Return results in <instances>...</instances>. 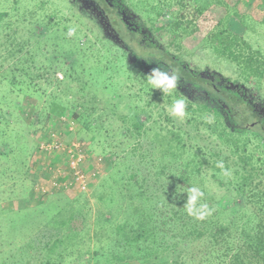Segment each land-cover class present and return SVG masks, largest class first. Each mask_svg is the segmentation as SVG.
<instances>
[{
  "label": "trees",
  "instance_id": "16d2710c",
  "mask_svg": "<svg viewBox=\"0 0 264 264\" xmlns=\"http://www.w3.org/2000/svg\"><path fill=\"white\" fill-rule=\"evenodd\" d=\"M83 1L77 2L80 13L81 5L87 8L91 2ZM99 1L105 9L112 10L108 2ZM125 1L110 0L114 9L126 12ZM259 1L257 6L261 10L264 0ZM93 3L98 4L97 0ZM161 3L168 11L158 4L159 7H153L156 15L172 16L174 28L188 35L203 31L218 11H225V16L217 19L213 29L206 33L203 43L217 56L235 64L237 81L241 84L236 82L234 89L231 81L213 83L202 79L181 56L151 43L150 37L144 43L136 42L137 34H130L123 21L112 18L117 32L131 36L133 40L128 41L140 45L142 54L138 61H145L152 69L157 65L164 71L175 72L178 80H182L177 81V94L180 98L197 97V107L193 109L189 104V119L185 124H176L177 129L153 128V148L145 154L142 151L140 156L137 152L141 150L143 124L134 119L127 138L135 141L131 156L137 157L123 160L116 153L109 154L113 156L110 172L91 195L96 201L95 208L89 198L72 199L66 190L57 189L37 197L40 202L36 206L26 199L28 205L19 202L13 211L0 209L3 220L8 222L2 239L9 237L14 242L5 245L7 250L0 253V264H264V157L250 150L255 141L264 143V107L247 97L253 86L264 87V54L231 28L234 21L240 28L249 21L264 26V14L260 21L256 17L253 20L258 10L254 8L243 15L231 10L225 0ZM7 17V12H0V28ZM140 29L144 31L141 26ZM64 39L63 49L59 43L61 52L54 58L59 65L70 58L79 62L80 58L64 52L68 40ZM26 63L29 65L30 61ZM26 63L21 60L11 69L0 64V96L2 91L19 88L24 81L55 76L52 66L43 73L30 74L35 67ZM75 69L68 66V78L73 79L68 81V91H72V83L81 84L78 90L88 86L74 81L71 71ZM2 98L0 184L11 180L13 173L33 175L32 180L22 181L23 196L29 193L32 198L37 195L34 187L38 167L25 169V161H18L15 149L4 140L14 131L17 120H13ZM27 110L18 119L29 124L32 111ZM68 111L67 106L54 98L47 121L58 118L62 123L63 117L73 124L80 121V113L74 111L69 117ZM204 113L212 116L210 122H204ZM122 118L126 122L127 118ZM202 126L210 130L209 137L201 133ZM4 160L13 164L6 168L2 165ZM193 188L199 189L203 196L197 203L196 214L190 215L184 205ZM216 190L226 193L220 197ZM200 205H207V209H201ZM37 207H41V212ZM30 213H36L32 221ZM201 215L203 219L197 218ZM14 217L21 220L20 225L12 221ZM28 223L33 225L28 227ZM13 229H28L29 234H24L19 242L11 234Z\"/></svg>",
  "mask_w": 264,
  "mask_h": 264
},
{
  "label": "rangeland",
  "instance_id": "374dc122",
  "mask_svg": "<svg viewBox=\"0 0 264 264\" xmlns=\"http://www.w3.org/2000/svg\"><path fill=\"white\" fill-rule=\"evenodd\" d=\"M176 1L126 0L125 4L128 7L130 19L136 21L144 29L150 41H154L171 54L181 56L197 73L209 77L220 76L225 81H231L235 89L236 82L241 84V81H237L238 68L228 60L217 56L203 43L206 33L213 29L217 19L225 16V11H218L213 21L207 23L203 31L188 35L174 28L172 16L165 13L157 16V12L153 11V7L158 4L161 5V9H165V5L160 2L175 3ZM225 1L231 6V10L243 15L250 13L251 9L258 10L256 14L254 13L253 20L256 17L260 21L263 17L264 8L259 10L257 6L259 0ZM81 7L82 13L78 10L77 2L74 0H0V12L8 13V17L1 22L0 28V64H3L5 69H11L19 65L21 60L24 63L28 60L30 64L26 63V65L35 67L30 73L33 75L43 73L44 69L49 66L55 68L53 78L45 75L35 81H24L19 88L16 87L13 91L7 89L1 93L0 98L3 97V104H7L13 120H17L14 131L12 134L10 131L4 140L15 149L16 155L14 156L18 161H25V169H31L30 167L35 165L38 167L37 174L39 175L34 187L37 195L32 198H29V193L23 196L22 181L24 178L32 180L33 175L27 174L25 177L23 173L19 175L13 173L11 180L0 184L2 186H0L1 210L13 211L18 207L19 202L24 201V204L28 205L26 199H29L31 206H36L40 202L38 198L44 195L43 190L48 193L57 189L66 190L67 195L72 199L79 196L87 197L91 202V207L95 208L96 201L91 195L100 185V180L108 176L110 172V160L113 156L109 154L116 153L123 160L137 157L131 156L135 141L127 138L128 128L132 127L134 119L143 124L140 129L143 138L139 141V144H142L141 150L137 152L140 156L142 151L145 150L143 153L145 154L153 148L154 135L151 132L153 128L170 130L176 124H185L190 116L187 109L189 104L194 106L193 109L197 107L195 105L197 97L183 96L186 101V116L183 119L172 116L170 114L171 104L175 99L180 98L176 89L167 95H164L161 90H153L146 81L151 72H146L136 65L135 60L116 41L113 32L105 27L99 16L94 20L90 17V14H94L93 11L88 7L84 8L83 4ZM163 11H168V8ZM69 28L76 29L74 36L67 35ZM231 28L264 54V26L258 21H249L243 28L237 26L234 21ZM63 36L68 39L64 52L67 56L74 55L73 58H80L77 64L74 59L70 58L65 64L59 65L57 59L54 58L61 52L59 43L63 49L62 43L65 41ZM144 39L137 35L136 42H144ZM128 42L138 53L142 54L140 45L135 41ZM71 65L76 67L71 71L74 81L88 83L87 87L78 90L81 84L72 83V91H68L66 88L69 85L68 81L73 80L68 78V66ZM245 87L248 85L245 84ZM252 91L247 94V97L256 100L258 105L263 104L264 107V87L253 86ZM54 98L68 107L69 117L74 111L80 113L82 117L80 121L73 124L68 117L61 118L62 123L58 118L47 121L50 103ZM26 109L32 111V120L31 123L28 122L29 124L22 123L21 119H18L21 112ZM203 115L204 122H210L212 116L206 113ZM123 116L127 118L126 122ZM200 129L206 137L211 134L210 130L203 126ZM146 132H148L147 137ZM51 136L58 140L66 150L72 143L80 144V149L72 153L68 150L70 155L68 151L48 152L40 149L44 143L50 141ZM212 137L216 143L215 136ZM250 148L264 157V143L260 144L255 141L250 144ZM79 155L82 157V162L78 171L84 173L87 179L89 178L88 191H80L73 182L75 172L71 170L70 163L74 159L71 157L78 159ZM12 164L5 160L2 163L6 168ZM58 180L62 181L60 183H66L67 188H60L56 185V183L59 184ZM216 191L219 192L220 197L226 193L223 190ZM37 208L41 212V207ZM35 215L36 213H30L29 221H32ZM3 218V215H0V220L3 222L0 225L2 245H0V253L7 250L5 245L14 243L9 237L2 239L5 236L2 234V231H5L3 228L8 224ZM12 221L19 225L21 222L18 217H14ZM31 225L33 224L28 223L27 226ZM13 230L11 234L19 242L24 234H29L28 229Z\"/></svg>",
  "mask_w": 264,
  "mask_h": 264
},
{
  "label": "flooded vegetation",
  "instance_id": "af4514ba",
  "mask_svg": "<svg viewBox=\"0 0 264 264\" xmlns=\"http://www.w3.org/2000/svg\"><path fill=\"white\" fill-rule=\"evenodd\" d=\"M80 1L84 2L83 0H74V2H80ZM105 1H106V3L108 2L109 7H111V9H112L111 11L105 9L104 6L101 5V2L99 0H97L98 4L93 3L94 0H91L92 3L91 2H89V3L86 2L87 5H88V9L92 10L93 13H94V14H90V17H93V19L96 20L95 17L99 16L100 19L102 20L101 22H103L105 27H107L109 30H111V32H113V35L115 36L116 41L118 43H120L122 45V47L128 51V53L131 55L132 59L135 60L136 65L140 66L141 69H144L146 72L147 71L152 72L153 69L151 67H148V64L145 61H143V60L142 61L140 60L141 62L138 61V58L141 56V54L137 55L136 53H134L132 51L133 50L132 47L129 46L130 43L128 42V40L132 39V37L128 36V35H122V34H120V32H117V30L114 29V27L112 26L113 25L112 18L116 17L117 21H121V22L123 21L125 23V25H126V30H128L130 34L131 33L137 34V35H140L141 37L145 38L144 42H146V39L149 38L148 34L146 35V32L140 29V25L136 21H132L130 19L131 17L128 15L129 13H128L127 9H126V12L123 11L122 9H120V8L114 9L113 4L110 2V0H105ZM134 22H136L137 24L136 23L134 24ZM114 26L116 27V25H114ZM141 42L144 43L143 41H141ZM153 42L154 41L151 40V43H153ZM156 68H158L157 65H156ZM197 74H199V76L202 79H205L206 81H210V82H213V83H215L216 81H222V82L225 81L220 76H218V77L217 76L216 77H214V76L209 77V76H205L204 74H200V73H197ZM178 81H182V80H178Z\"/></svg>",
  "mask_w": 264,
  "mask_h": 264
},
{
  "label": "clouds",
  "instance_id": "9594fccd",
  "mask_svg": "<svg viewBox=\"0 0 264 264\" xmlns=\"http://www.w3.org/2000/svg\"><path fill=\"white\" fill-rule=\"evenodd\" d=\"M76 32L75 28H69L67 35L69 37L74 36ZM178 76L175 72H167L162 68L158 67L152 70L146 78L147 83L152 89L161 90L164 95L170 94L177 87ZM170 114L179 119H183L186 116V101L183 97L175 99L170 107ZM222 167V165H220ZM203 196V193L193 188L190 193L187 194V201L184 207L188 210L190 215H194L197 212V203ZM201 209H207V205H200ZM197 218L203 219V216Z\"/></svg>",
  "mask_w": 264,
  "mask_h": 264
},
{
  "label": "built area",
  "instance_id": "2783aa9c",
  "mask_svg": "<svg viewBox=\"0 0 264 264\" xmlns=\"http://www.w3.org/2000/svg\"><path fill=\"white\" fill-rule=\"evenodd\" d=\"M62 146L63 145L58 140L53 139V137L51 136L50 141L47 143H44L40 147V149H43V150L48 151V152H55V151L59 152V151H68L69 150L71 153L73 151L80 149V144L77 145L76 143L70 144V146L68 147V150H66ZM69 151H68V154H69ZM71 159H74L70 163L71 170L75 172L74 176H73V182L76 183V186L80 189V191H88V189L90 188L89 178L87 179L85 177L84 173H81L80 171H78V168L81 166L82 157L79 155L78 159H77L76 157L72 156ZM58 181H59V184L56 183V185L60 186V188H65V189L67 188L66 183L64 184V183H60L62 181H60V180H58ZM43 192H44L43 194H46V191L43 190Z\"/></svg>",
  "mask_w": 264,
  "mask_h": 264
}]
</instances>
